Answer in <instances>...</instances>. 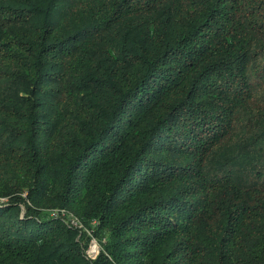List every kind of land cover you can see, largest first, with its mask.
Listing matches in <instances>:
<instances>
[{"label":"trees","instance_id":"16d2710c","mask_svg":"<svg viewBox=\"0 0 264 264\" xmlns=\"http://www.w3.org/2000/svg\"><path fill=\"white\" fill-rule=\"evenodd\" d=\"M0 264H264V0H0Z\"/></svg>","mask_w":264,"mask_h":264},{"label":"built area","instance_id":"2783aa9c","mask_svg":"<svg viewBox=\"0 0 264 264\" xmlns=\"http://www.w3.org/2000/svg\"><path fill=\"white\" fill-rule=\"evenodd\" d=\"M62 213L64 216H65V221L72 227H76L80 230H86L87 232H90L88 230V228L83 224V222L76 216L74 215L73 213L65 210V209H62L61 211L56 209V210H52L51 211V215L52 216H59V214ZM92 233V232H90ZM95 238L92 237V241L91 243H94V240ZM96 248H97V245L96 244H90V246L86 249V255L90 258V259H95L98 254L96 252Z\"/></svg>","mask_w":264,"mask_h":264},{"label":"rangeland","instance_id":"374dc122","mask_svg":"<svg viewBox=\"0 0 264 264\" xmlns=\"http://www.w3.org/2000/svg\"><path fill=\"white\" fill-rule=\"evenodd\" d=\"M88 230H89L90 232L93 233V231H92L91 229H88ZM90 232H89V235L91 234ZM89 237H90V236H89ZM90 238H91V237H90ZM90 238H89V240L86 239V240L88 241L87 243L85 242L86 240L84 241V243L87 244V245H86V248H88V247L90 246V244H92V245H93V244H96V245H97L96 252H97V254H98V253L100 252V250H101V243L98 241V239H97L95 236H94L95 239L93 240L94 243H91L92 238H91V239H90Z\"/></svg>","mask_w":264,"mask_h":264}]
</instances>
